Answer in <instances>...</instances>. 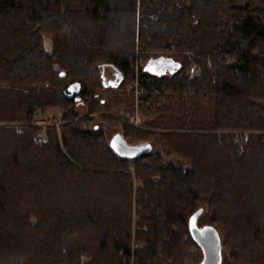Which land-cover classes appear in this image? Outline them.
<instances>
[{
  "label": "trees",
  "instance_id": "obj_1",
  "mask_svg": "<svg viewBox=\"0 0 264 264\" xmlns=\"http://www.w3.org/2000/svg\"><path fill=\"white\" fill-rule=\"evenodd\" d=\"M137 49L173 64H138L142 101L191 119L212 112L207 125L156 136L185 166L164 163L152 141L130 142L148 133H121L151 145L125 158L96 125L82 127L78 103L103 106L99 89L132 82ZM106 65L117 86L104 84ZM50 109L64 112L60 134L54 119L32 123ZM128 163L139 187L119 170ZM200 199L231 255L264 264V0H0V264H81L83 254L88 264H200L190 229Z\"/></svg>",
  "mask_w": 264,
  "mask_h": 264
},
{
  "label": "rangeland",
  "instance_id": "obj_2",
  "mask_svg": "<svg viewBox=\"0 0 264 264\" xmlns=\"http://www.w3.org/2000/svg\"><path fill=\"white\" fill-rule=\"evenodd\" d=\"M238 6H245L248 3V0H235ZM44 47L47 52L52 51V42L49 38H44ZM152 54V55H151ZM166 54L165 51H159L158 54L154 55V52L151 51L148 55H143L140 53V50H136V73L135 77L130 83L124 82L120 89L111 88L106 90V88L99 89L100 99H106V103L102 105H90L86 103H78L76 106V112L79 115V119L83 121L84 129H93L96 125L97 128H100L101 134L106 140H111L116 134L128 133V139H132L133 132L138 130L151 135L149 139L140 140V141H130V142H143V141H152L155 145V152H160L162 160L166 164H174L177 166H185L186 163L183 159L177 155H168L164 152V149L160 145V141L156 139V136L167 134L170 131V127L177 126V128L182 127V125L189 121L193 120L198 122L201 125H207L211 119V111L207 109L200 113V115L191 119L190 117L178 116L175 113H169L170 109H165L166 106L163 105L161 108H155L156 103L142 101L144 96L142 85L138 79V64L142 63L143 66L149 68L150 63L158 55ZM167 61V60H166ZM158 64V63H157ZM194 66V65H193ZM163 70V66L161 67ZM168 69H166L167 71ZM200 72V71H199ZM112 85L111 83H107ZM108 85V86H110ZM118 85V84H117ZM113 86H116L113 85ZM127 90L126 93L124 91ZM90 105V106H89ZM92 109V113H89ZM167 110V111H166ZM64 114L61 110H47L45 113L37 112L32 120V123L41 124L43 128H47L48 123L51 119L55 120V126L57 128V133L60 134L61 127L63 123L61 122L62 115ZM182 118V119H181ZM180 119V121L178 120ZM185 121V122H184ZM61 126V127H60ZM163 127V128H162ZM46 133L41 132L38 136V141L46 139ZM120 171L127 172L132 175L134 178V186L139 187L138 179L136 178V169L134 164L128 163V166L124 165ZM135 195V194H134ZM135 202V200H134ZM135 206V204L133 205ZM200 210V218L198 220L199 227H205L209 225H214L212 216L210 214L209 202L206 199H200L194 202L192 211ZM132 215V253H135V250L139 247L138 234L136 233L137 221L139 219L137 209L134 208ZM216 225V224H215ZM217 226V225H216ZM219 229L222 251L221 259L219 264H241L237 259L232 255V248L226 244L227 238L224 232L222 231V226H217ZM225 228V227H224ZM225 229H230L229 227ZM87 258L88 264L91 262V257L83 254ZM82 264V263H81ZM131 264H137L135 256H132Z\"/></svg>",
  "mask_w": 264,
  "mask_h": 264
},
{
  "label": "water",
  "instance_id": "obj_3",
  "mask_svg": "<svg viewBox=\"0 0 264 264\" xmlns=\"http://www.w3.org/2000/svg\"><path fill=\"white\" fill-rule=\"evenodd\" d=\"M158 63V64H157ZM173 64H170L168 60L160 58L153 60L149 69L154 71L166 72V69L171 68ZM163 66V70L162 67ZM106 86L110 85L103 80ZM97 129V126L95 127ZM110 146L122 157L133 158L142 153L150 152L151 145L149 143L129 144L125 141L121 134H116L110 140ZM198 211L190 219V229L193 238L201 246L203 250V259L200 264H219L221 259L222 244L218 231L213 226L199 227L197 225Z\"/></svg>",
  "mask_w": 264,
  "mask_h": 264
},
{
  "label": "crops",
  "instance_id": "obj_4",
  "mask_svg": "<svg viewBox=\"0 0 264 264\" xmlns=\"http://www.w3.org/2000/svg\"><path fill=\"white\" fill-rule=\"evenodd\" d=\"M105 68H106L107 71L104 70ZM116 72L117 71L113 67H111L109 65H106V66L102 67V73H103V77L105 79V82L106 83H111L112 85H110V86H113L115 84L117 86V84H119L121 82V77H118L119 75ZM114 73H116V76L118 78V79L115 80L116 82H114V80H111L113 75H114Z\"/></svg>",
  "mask_w": 264,
  "mask_h": 264
},
{
  "label": "built area",
  "instance_id": "obj_5",
  "mask_svg": "<svg viewBox=\"0 0 264 264\" xmlns=\"http://www.w3.org/2000/svg\"><path fill=\"white\" fill-rule=\"evenodd\" d=\"M194 69L197 70V71H199V68H198L197 66H195ZM87 261H88V260H87L86 257L81 256V263H82V264H85Z\"/></svg>",
  "mask_w": 264,
  "mask_h": 264
},
{
  "label": "flooded vegetation",
  "instance_id": "obj_6",
  "mask_svg": "<svg viewBox=\"0 0 264 264\" xmlns=\"http://www.w3.org/2000/svg\"><path fill=\"white\" fill-rule=\"evenodd\" d=\"M111 67H112V66H111ZM113 68H114V67H113ZM114 69H115V68H114ZM104 70L107 71L106 68H105ZM115 70H116V69H115ZM116 71H117V70H116ZM116 73L119 75L118 77H120V74L118 73V71H117ZM116 73H114V75H113V77H112V79H111V80H114V82H116L115 80L118 79L117 76H116ZM97 129H98V128H97Z\"/></svg>",
  "mask_w": 264,
  "mask_h": 264
}]
</instances>
